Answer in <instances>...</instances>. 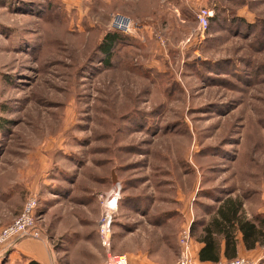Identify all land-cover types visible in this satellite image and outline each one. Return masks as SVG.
<instances>
[{"label": "rangeland", "instance_id": "374dc122", "mask_svg": "<svg viewBox=\"0 0 264 264\" xmlns=\"http://www.w3.org/2000/svg\"><path fill=\"white\" fill-rule=\"evenodd\" d=\"M115 15L144 26L108 57ZM30 197L54 264H106L107 213L128 264H179L188 231L203 264L228 200L264 219V0H0V230Z\"/></svg>", "mask_w": 264, "mask_h": 264}, {"label": "built area", "instance_id": "2783aa9c", "mask_svg": "<svg viewBox=\"0 0 264 264\" xmlns=\"http://www.w3.org/2000/svg\"><path fill=\"white\" fill-rule=\"evenodd\" d=\"M214 16V12L204 9L197 13V30L205 33L210 21ZM111 26L113 30L120 33L134 34L139 31L144 25L135 23L132 19L121 15H115L112 19ZM37 201L34 197H30L25 203L21 214L13 220L12 223L0 230V250L8 251L15 250L18 244L26 239H41V230L37 223L36 217ZM116 207V205H115ZM110 216V213H107ZM104 216L100 226L99 235L101 244L108 250L106 264H128L129 260L125 254H115L111 252V216ZM189 231L182 239V252L179 264H198L196 257L193 255L190 246ZM213 264H253L252 261L245 258H235L224 260Z\"/></svg>", "mask_w": 264, "mask_h": 264}, {"label": "trees", "instance_id": "16d2710c", "mask_svg": "<svg viewBox=\"0 0 264 264\" xmlns=\"http://www.w3.org/2000/svg\"><path fill=\"white\" fill-rule=\"evenodd\" d=\"M119 32L109 33L101 44V50L108 57L111 56L112 48L117 43H123L126 38ZM242 205L238 202L227 201L226 206L218 210L219 218H213L203 225L198 258L201 263H217L223 258L228 260L237 256L238 234L243 236L244 244L248 250L255 249L257 244L264 243V219L255 218L248 220L240 213ZM222 244H225V251L222 252ZM28 264H39L32 261Z\"/></svg>", "mask_w": 264, "mask_h": 264}, {"label": "crops", "instance_id": "0c3cea01", "mask_svg": "<svg viewBox=\"0 0 264 264\" xmlns=\"http://www.w3.org/2000/svg\"><path fill=\"white\" fill-rule=\"evenodd\" d=\"M140 6L142 7L141 11L146 14L148 8L145 6V4H140ZM166 10H168V8ZM166 10L163 9L162 12H166ZM228 201L236 202L235 200H228ZM226 204L224 206H226ZM214 218H219V216ZM202 247L203 245L202 243H200V239H199V243L197 244V252H196L197 258L199 257L198 254ZM258 247L259 244H257L255 249L248 250V248L244 244L242 234L239 233L237 240V256L235 258H243V256H252L254 253L257 252V249H259ZM16 249H15L16 251L12 255H19L23 264H28L29 262L32 261L38 262L39 264H54V261L50 255V246L46 241L26 239L20 242ZM224 251H225V244H222V252L224 253ZM224 260H228V259L223 258L221 261ZM203 264H209V263H203Z\"/></svg>", "mask_w": 264, "mask_h": 264}, {"label": "bare ground", "instance_id": "6f19581e", "mask_svg": "<svg viewBox=\"0 0 264 264\" xmlns=\"http://www.w3.org/2000/svg\"><path fill=\"white\" fill-rule=\"evenodd\" d=\"M116 189H114L117 193H118V188L117 187H115ZM117 193H114V194H112L111 195V197H110V202H113V203H111V204H115V205H117L118 204V200H117V196H116V194Z\"/></svg>", "mask_w": 264, "mask_h": 264}, {"label": "water", "instance_id": "95a60500", "mask_svg": "<svg viewBox=\"0 0 264 264\" xmlns=\"http://www.w3.org/2000/svg\"><path fill=\"white\" fill-rule=\"evenodd\" d=\"M112 179L115 185L119 184V181H118V178L115 172L112 173Z\"/></svg>", "mask_w": 264, "mask_h": 264}]
</instances>
